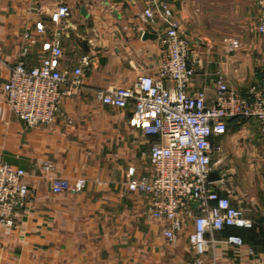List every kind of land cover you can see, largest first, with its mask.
Here are the masks:
<instances>
[{
  "label": "crops",
  "instance_id": "crops-1",
  "mask_svg": "<svg viewBox=\"0 0 264 264\" xmlns=\"http://www.w3.org/2000/svg\"><path fill=\"white\" fill-rule=\"evenodd\" d=\"M152 1L0 0V158L23 168L29 184L16 228L0 232V264H183L195 256L188 240L192 222L175 244L169 242L160 225L147 220L145 197L126 187L129 168L139 177L151 174L150 146L157 138L132 125L131 107L118 109L98 97L101 90L131 86L158 65L166 28L161 20L150 24L142 17ZM250 1L254 27L239 29L243 44L237 41L239 48H232L231 41L219 42L221 34L231 32L229 24L221 28L219 18L229 10L235 18L238 0H168L197 62L191 93L206 90L212 97L220 77L247 95L259 81L264 36ZM62 4L71 14L55 24L49 15ZM37 26L46 32L37 33ZM55 31L62 33L63 71H72L84 55L91 64L84 69L83 87L63 100L52 124L28 126L6 105V65L18 62L24 45L29 49L26 64H40L47 55L43 46ZM27 32L32 42L24 41ZM213 142L222 148L214 166L222 180L212 185L244 209L253 226L216 234L218 242L205 259L264 264V136L256 121L231 119L228 131ZM45 163L52 167L46 169ZM61 177L72 182L84 178L86 186L81 192L55 194L52 180ZM229 234L241 236L245 247H225L221 241Z\"/></svg>",
  "mask_w": 264,
  "mask_h": 264
},
{
  "label": "built area",
  "instance_id": "built-area-1",
  "mask_svg": "<svg viewBox=\"0 0 264 264\" xmlns=\"http://www.w3.org/2000/svg\"><path fill=\"white\" fill-rule=\"evenodd\" d=\"M256 5L257 30L264 36V0H257ZM70 14V7L62 4L49 17L51 22L60 24ZM142 17L150 24L161 20L166 28L159 42L158 65L152 74L139 76L131 86L110 87L99 91L98 97L118 109L131 107L132 125L157 138L150 146L151 174L139 177L131 167L126 184L129 192L145 197L147 220L159 224L162 235L173 244L192 222L188 240L195 256L183 264H218L215 258L205 259L210 246L218 242L216 234L226 228H251L253 223L244 209L235 207L209 181L222 150L213 138L228 131L231 119L256 121L259 133L264 136V56L259 58L260 79L247 95L220 77L213 85L212 97L206 90L191 93L197 62L168 0H153ZM36 32L44 34L46 29L37 26ZM61 35L55 31L51 42L44 44L47 55L40 64H26L29 49L24 45L18 62L6 65L8 76L2 87L6 105L28 126L52 124L63 100L84 85V69L90 66L91 59L81 56L72 71H63ZM23 39L32 42L33 34L27 32ZM231 46L240 45L231 41ZM51 167L45 163L46 169ZM85 186L84 178L73 182L62 177L52 180L55 194L81 192ZM28 197V173L0 158V232L16 228L17 211ZM221 242L231 249L245 247V241L237 234H229ZM248 254H253L251 248Z\"/></svg>",
  "mask_w": 264,
  "mask_h": 264
},
{
  "label": "rangeland",
  "instance_id": "rangeland-1",
  "mask_svg": "<svg viewBox=\"0 0 264 264\" xmlns=\"http://www.w3.org/2000/svg\"><path fill=\"white\" fill-rule=\"evenodd\" d=\"M256 1L257 0H251L250 1L251 4L253 5V7H255ZM240 6H242V9H244V10H241ZM256 7H257V5H256ZM232 14L233 13H232V11L230 12V10L228 12H225V13L220 12L219 20H220L221 28L223 26H226L229 24L231 32L226 33V34H221L219 37L220 41L219 40L218 41L222 44H225V45H227L230 41H232V42L238 41L240 44H243V41H241V39H240L241 36L238 35L239 29H241L243 27H248V28L254 27L255 11L252 9L251 5L248 7L247 0H238V12H237L235 18L232 17ZM222 29H224V28H222ZM224 49H225V47H224ZM224 53L226 54V52H224Z\"/></svg>",
  "mask_w": 264,
  "mask_h": 264
},
{
  "label": "water",
  "instance_id": "water-1",
  "mask_svg": "<svg viewBox=\"0 0 264 264\" xmlns=\"http://www.w3.org/2000/svg\"><path fill=\"white\" fill-rule=\"evenodd\" d=\"M147 37H152L149 34H147ZM222 178L218 174V172H212L209 176V181L214 182V181H220Z\"/></svg>",
  "mask_w": 264,
  "mask_h": 264
},
{
  "label": "trees",
  "instance_id": "trees-1",
  "mask_svg": "<svg viewBox=\"0 0 264 264\" xmlns=\"http://www.w3.org/2000/svg\"><path fill=\"white\" fill-rule=\"evenodd\" d=\"M227 229V228H226Z\"/></svg>",
  "mask_w": 264,
  "mask_h": 264
}]
</instances>
